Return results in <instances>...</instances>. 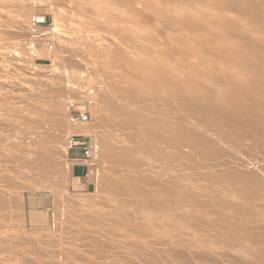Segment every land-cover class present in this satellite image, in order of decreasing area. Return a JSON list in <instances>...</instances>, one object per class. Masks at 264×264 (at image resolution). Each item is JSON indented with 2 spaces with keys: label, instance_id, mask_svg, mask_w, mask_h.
Wrapping results in <instances>:
<instances>
[{
  "label": "rangeland",
  "instance_id": "obj_1",
  "mask_svg": "<svg viewBox=\"0 0 264 264\" xmlns=\"http://www.w3.org/2000/svg\"><path fill=\"white\" fill-rule=\"evenodd\" d=\"M62 1L63 0H0V264H71V263H76V260H79V259H81L82 261L79 260L77 262L81 261L80 263L82 264H101V263L102 264H116V263L117 264H149V263L155 264L156 260H157L156 264H161L160 263L161 261H162V264H233L236 262L234 260H238V262L235 264H253V262L256 260L258 264H263L264 263L263 262L264 261V251H263L264 249H261V248H264V236H263L264 235V229H263L264 228V218H262L263 219L262 220L260 219L261 217H256V215L258 214L257 212L259 211V207H261L262 204L264 205L263 203L264 195L260 196L261 194H264L262 193L264 192L263 191L264 190V187H263L264 186V162H263L264 159H262L264 158V154H263L264 149H256L257 150L256 151L255 148L253 149L252 143L249 144L250 143L249 141L248 143L247 142L244 143L242 146L239 143L238 145L235 142L227 141L223 137L218 136V135H208L216 143V146L225 152V156L219 159H216L212 162V159L209 157L201 158L202 157L200 153L201 149L198 148V146L195 144L193 146L192 144L193 142L191 143L190 140L187 139L186 141V138L185 139L179 138L177 136L178 132H176V138L178 139H175L174 138L175 135H173V139L176 140L175 142L171 138V135H169L170 138L162 137L161 144L159 143L157 145V143H154L156 145L153 146V150L150 148L151 146L149 147L146 145L136 150L135 151L136 153H133V155L129 157L131 160L132 159L133 160L131 161L128 159L129 163L126 164V162L128 161L125 162L124 159L122 161L120 157L115 156V154L113 153L115 149H118L119 148L118 146H120L118 142H115L116 140L115 137L118 138V136L121 137V135L122 137H124L126 136L125 132L123 133L121 130L119 133L121 134L122 132V134L120 135L119 133H116L117 131L116 132H114V130L112 131V128L108 126L106 127V124L103 121L104 115L113 114L114 116L115 115L117 116L116 113H118V116H121L120 114L121 111H119L120 113L116 111L118 109L121 110V108L126 107L125 109L127 111H129L130 109H135L137 112V113L135 112L136 116H138L139 113L142 114L140 119L137 120L136 125L134 127L135 130L137 129L136 131L139 135L142 134L145 136L147 132H150L151 130H154L157 127L162 126V125L163 126L167 125L169 127H173L178 130L179 129L180 130L193 129V130L199 131L200 133L205 134L206 133L205 129L200 124L193 123V121L187 118L186 117L187 115H185L184 113H179L176 111L169 113L165 111H158V110L152 109L151 107H149V105H151V101L150 99L146 97H148L151 93L156 94V92H154L155 90L157 91L156 85H158L159 83L160 84L162 83V79L160 77L162 74L160 70L171 72L172 75H170L169 77L170 79H172L171 82H174L173 80H179V81L184 80L183 82H187V81H190L191 78L194 79L195 77H198L199 75H200L199 77L203 76V78H208V77L211 78V75H208V73H210L211 71L214 72L216 68L222 69L221 71H223V74H228V76L232 73L233 70L237 69L236 73L239 72V74L237 73V75L241 76V78L249 79L250 78L249 75L251 74L250 67L248 66L246 62L245 63L240 62L239 59H235L231 62H228V61L225 62L227 64L226 65L223 61H226L225 58L227 57L223 56V53L221 56L220 51L218 52L217 50L221 49L222 47H223L222 49H224L225 46H228L229 44L228 46L229 49H231V47L235 45L234 48H232L231 50L236 51V53L238 51L239 55L245 52L244 44L242 43V41H240L238 32L240 31L241 27H243V29L252 28V26L255 25V23L259 25L260 23H258L257 21L256 22L254 21L255 18H256L255 20L261 19L262 22L264 21V17L262 18L259 16L258 18V16L257 15L255 16V13H254L257 8V7L254 8V4L256 3V1L258 2V0H254L255 3L253 0H252L253 2L249 1L250 3L247 0H244V2H241L239 6L235 7V10L239 8L237 9V12L233 10L234 6L233 7L230 6L232 8L229 7L230 0H224V2H226L225 3L226 5L229 2L227 6L224 5V2L221 5H219V3L223 0H219L220 2L218 0H211V2L210 0H205L204 1L205 3L203 2V0L202 1L198 0L199 3L197 0H192V1L184 0L185 2L183 0L181 1L179 0L177 1L176 0H67L66 1L64 0L63 2ZM65 1L66 3H68V5H72V6L70 7L65 6L66 5ZM214 1L216 2L218 1V3H215ZM59 2L63 4L61 3L59 4ZM172 2L176 3L178 6ZM180 2H184L186 4L181 3L182 4L181 5ZM201 2L203 4H201ZM206 2H209L208 3L209 5ZM242 3L243 5L244 4L245 5L243 6ZM214 4H218V5L213 6ZM198 5L202 6L203 8L199 7ZM248 5H249V8H248ZM74 6L78 8L77 9L78 11L76 10ZM220 6L222 7L220 8ZM241 6L243 8L245 7L246 9L245 8L242 9ZM250 6L252 9H250ZM62 7H64L67 10H65ZM211 7H216V10H217L216 12H219V13H216L215 8L213 10ZM70 8L72 10H70ZM206 8L208 9L211 8V10L209 9L208 11V9ZM197 10H200V12ZM249 10L250 12L248 13ZM252 10L254 12H252ZM171 11H174V12L172 13ZM220 11H222L223 13L225 12V13L223 14L221 12V15H220ZM58 12L60 13L61 17L59 16V14L57 15ZM204 12L206 16L203 14ZM207 12H211L212 14L207 13ZM241 12L248 13V15H245L244 13L240 14ZM54 13L58 17L55 16ZM89 13L91 14V16ZM33 14H44L50 17L54 21L57 27L58 33L53 38L58 43L55 42V46L52 51H48L45 48L44 43L42 41L43 38L41 36H38V37L33 36L29 31H27L29 30L28 20L30 16ZM92 14L94 15V17L98 15L100 19H98L97 17L96 18L92 17L93 16ZM107 14L109 16H106ZM195 14L198 15L197 19H196ZM237 14H239L240 18L238 17ZM63 15L65 18L69 17L70 19L69 18H68L69 20L64 19ZM224 15H227V16H225V18H222V16L224 17ZM175 16L177 18L181 16L182 18L180 17L177 20ZM202 16L204 19L202 18ZM228 16H229V19H228ZM253 16L255 17L254 19H253ZM62 17L64 20L62 19ZM183 17L186 18V21L187 20L188 21L187 22L184 21ZM205 17H208V19L209 18L212 19V20H209V24L205 23V26L207 28L203 26L204 22L202 23L199 22L203 20L207 21L208 19H206ZM162 18H163V21L165 20L166 21L159 22V20L161 21ZM221 18L222 20L223 19L225 20L222 21ZM245 18L249 20L252 19L251 23H249L250 22L249 20L246 21ZM243 19L245 20L246 23L242 21ZM71 20H73V22L75 23H73ZM231 20H234V22ZM221 21L222 22L226 21V22H224V25H223ZM227 21L228 22L231 21L235 25L240 23L241 26L240 24H238L235 27V25L233 26L232 23L228 24ZM192 22L197 23V24H194ZM84 23L85 25H87V27H85ZM162 24H164V26ZM214 25L216 26V28L215 27L213 28ZM229 25L231 26L230 28H228ZM187 26L189 28H187ZM262 26H263L262 29L264 30L263 23H262ZM94 27L96 29H93ZM232 27L235 29H233ZM205 28H206V31H205ZM91 29L93 30V32ZM187 29L189 30L187 31ZM237 29L239 30L238 32H236ZM17 30L19 32H17ZM232 30H233V34L231 35L230 32ZM214 31H216V34ZM218 31L219 33L217 35ZM213 32H214V36H218L219 41L213 36ZM221 32L222 34H220ZM228 32L230 35H227ZM257 34L261 35L262 38L264 37V34H260V33H257ZM212 38L216 39V43H218L217 45H219V47L216 45V43L213 42L215 40H213ZM220 38L223 42L220 40ZM226 39L228 40L227 45L225 44L227 42ZM233 39L234 40L236 39L235 43ZM237 39H239V42ZM38 40L39 42L42 41L41 45L39 44V46H37L35 43V42H38ZM220 41L222 43H220ZM229 41H231L232 43H229ZM85 44L86 46L82 47V45H85ZM63 45L66 47H64ZM95 46L98 47V49ZM235 47L236 48L239 47L238 50L235 49ZM86 49H87V52L84 51ZM239 49L241 50L239 51ZM80 50H81V53H80ZM96 50L99 52H97ZM103 50H105V52ZM62 51H63V54H62ZM95 51H96V55H95ZM65 52H66V55L64 54ZM103 53L104 54L106 53V54L104 55ZM107 53L110 55H108ZM126 53H128V55H126ZM132 53L134 54L133 56H132ZM71 55L73 56L71 57ZM111 55L113 59L115 60L112 59ZM82 56H83V59H82ZM99 56H101L100 59H99ZM134 56L139 59L134 58ZM147 56L151 58V61L150 59H148ZM96 57L97 59L94 60ZM117 57L122 62L124 60V63L119 62L117 60L118 59ZM109 58L111 59V61ZM91 59L93 60L89 61ZM134 60H137V62ZM148 60L151 62V64ZM115 61H117V64ZM133 61L134 63L136 62L135 64L138 67L137 66L134 67V63L132 64ZM166 62H168V65ZM126 63H129L130 68L125 67L124 69L123 65ZM158 63L160 65L159 67H157ZM155 64L157 66H155ZM139 65H140V69L142 72L138 69ZM222 65L223 67H221ZM168 66L170 68L172 67L171 69L174 70V72L172 70L170 71ZM224 66L227 68H225ZM104 67H105V70H102L104 69ZM112 67L113 68L117 67V68L112 69ZM144 67H146V70L144 69ZM191 67L195 69L193 70ZM147 68H150L148 69L149 72L147 71ZM158 68L159 70H157ZM199 68H201V70ZM224 68L225 70L227 69L226 73L224 72L225 71ZM131 69H132V72H131V75H129L130 74L129 70ZM186 69L189 72H187ZM207 69L209 70L207 71ZM228 69L230 71H228ZM134 70H136L135 73H134ZM137 70H139L140 72H137ZM154 70L156 74L159 71L157 74L158 76L161 74L159 76V83L157 81L158 76H155L156 74ZM143 72L145 73V76L143 75L144 74ZM146 72H148V74ZM132 73L134 76L132 75ZM149 73H152L151 76L149 75ZM202 73H204L205 76L206 75L207 76L204 77V74ZM173 74H176V75H174L173 77ZM191 74H195V75H191ZM131 76L135 77V79L132 78ZM147 76H150V77L147 78ZM152 76H154L157 79L154 80L155 78L153 79ZM228 76L224 75L225 78H227ZM117 77H119L120 80L117 79ZM108 78L112 80V83L120 82L119 84L121 85H125V86L129 85L131 87L136 86L135 88L137 89L140 88V90H142L140 91L142 92V96L141 97L136 96L135 98H133V97L124 95L123 93L122 94L115 93L113 88H111L110 86L111 81ZM136 78L138 81L136 80ZM127 79L129 81H127ZM132 79H134L135 81L133 80L132 82ZM124 80H126V82ZM105 83L107 86L106 85L103 86ZM135 83L137 85L139 84L140 85L137 86ZM243 83H246V82H243ZM149 86L151 87L153 91L148 89L150 88ZM145 87L146 89H144ZM109 92L110 94L113 92L115 95H113V93L110 95ZM145 92L147 94H145ZM106 93L107 95L111 96L112 101L114 100L112 104H108V102L106 101ZM92 99H94V101ZM101 99H104V100H101ZM127 100L130 101L129 102L130 104L128 107L126 106V103H128ZM70 102H74L73 103L74 108L84 109L89 115V122H87L88 124L85 123V124H81V126L79 125L77 126L79 127L89 126L88 128H90V126H92L91 124L94 122L95 124L93 123V126L103 125L104 129L107 128L106 130L104 129L100 130L101 127L99 126V130L98 129L96 130L95 128H97V126H95V128L92 126L94 129L92 128L91 131L93 132L94 135L92 134L91 136V135L85 134L87 140L89 141L90 146L92 147L93 155L90 158V160H88L89 168H90L89 176H88V179L90 181V188L84 191L74 190L70 186V179H71L70 164L71 162L69 160L70 150L68 149V144H69L68 137L70 135L67 133L68 132L67 130H69L68 129L69 126L72 127V125L67 122L68 121L67 113H68ZM98 105L100 108L98 107ZM50 106L53 108L55 107L56 111L57 110L61 111L59 113L60 118L62 119L60 123L61 126L59 127L61 131L59 130V132L53 130L55 129L53 124H51V119L53 116L52 115L53 108H51ZM108 108L110 111L108 110ZM93 109H97V110L95 111ZM98 109H101L100 110L101 112H99ZM102 111H104V113ZM114 116L113 118H116ZM100 119L101 121H99ZM116 119H119V117ZM102 122L105 124V126ZM109 128L112 132L111 131L109 132ZM51 130H52V133H51ZM99 131L100 132L104 131L103 132L104 134L100 133ZM113 132L116 134H114ZM95 133H97V135ZM53 134L55 135L60 134V135H58L57 137H54L55 135L53 136ZM108 134L110 136H108ZM104 135H106L105 137L107 136L108 138L110 137V139L112 138L115 139L114 141L108 139L110 140L111 145L109 144L107 145V143H110V142H108L106 138L103 137ZM122 137H121V140L123 139ZM114 143L116 145L118 143V146L116 145L114 146ZM249 145L251 148L249 147ZM105 146H107L106 150L104 149ZM160 147L161 149L164 147H165L164 148L165 150L168 149L167 151L171 152L172 156L174 155L176 156V154H178L177 160L176 161L170 160L169 161L170 163L168 162V164L166 165L165 162L162 161L163 158L156 156L154 153H153L154 156L153 155L148 156V154L150 153L148 152L149 150H152L153 152L154 149L160 150ZM245 147L247 148L249 147V149ZM191 148L193 152L191 151ZM140 149L141 151H139ZM245 149H247V151ZM253 150L254 152L251 153V151ZM259 150L261 151L263 150L262 153L261 151L259 152ZM181 152L182 154L180 155ZM196 152L200 154H195ZM191 153H194L195 155H197V158H196V156L192 154L196 158V159L194 158L193 160L194 161L198 160L197 161L198 164L193 166L192 170H189L188 169L189 167H187L186 158L183 157L185 159L183 158L180 159V157L187 155V154L191 156ZM249 153H251V155ZM260 154L263 157H261ZM143 155L145 158L143 159L144 161L142 160ZM106 156H108L109 158L112 156L113 158L111 157V159H108V157ZM105 157L106 159H104ZM148 158L149 160L150 159L151 160L148 161ZM107 159L110 161L112 159L114 160L111 161L112 163H110V161H108ZM199 159L202 164L204 162L206 164L202 166V164L199 163ZM204 159H207V160H204ZM152 160L153 161L155 160V162H152ZM159 160L162 162H160ZM178 160L181 161V163H183L184 165L181 166V163H179ZM234 161L238 164H235ZM239 161L241 162V165H239L240 164ZM123 162L126 165H124ZM136 162L137 164L139 163L140 164L136 165ZM149 162L152 163L151 166L154 163L156 167L152 166L153 168H151V166H149L150 164ZM209 162H211L210 167L208 166ZM225 162L227 163V165H229L228 168ZM101 163L102 165L103 164L104 165L102 166ZM117 163L121 165H118ZM134 163H135V166H134ZM158 163L162 165L159 167ZM114 164H117V165H114ZM175 164L176 166H173ZM98 165H101L102 167H107V168L106 170H104L105 168H102ZM107 165H110V167ZM111 165H114L116 169L120 167V169H117V170L122 171V173L114 170V168ZM164 165L167 169L165 168V171L163 172ZM224 165L225 167H223ZM234 165L236 166L239 165V168ZM122 166H124L123 169H122ZM127 166L128 168L129 167L131 168L128 169ZM136 166L137 167L139 166V167L137 168ZM162 166H163V170H162ZM172 166L175 168H173ZM204 166H206L205 167L206 169L203 168ZM233 166L236 167V169ZM97 167H100L101 169L98 168L99 169L98 170ZM134 167L136 168L132 169ZM154 167L158 170H156ZM196 167L199 169L200 168L202 169H200L199 171V169H197ZM159 168H161V171ZM176 168L178 169L179 173L181 172L180 174L183 177L180 174H176V171H177ZM184 169H186L188 173ZM204 169L207 170L208 172H206ZM123 170L127 174H125ZM128 170H130V172ZM168 170L169 171L171 170L172 172H169ZM225 170H230L229 172H232V173H237V171H240V173L239 172L237 173L238 175L243 176V174L246 173L245 175L248 176L249 179H245L247 181H244L242 179L240 181L235 180L234 182H232L233 185H235L233 186L231 184V187H233L232 190L230 187L226 186L229 188V192H226L228 191V188H225L224 190L225 194L223 193L222 197L224 195L225 196L226 195L231 196L233 194L239 195V196L234 195L235 197L238 198L235 201L236 202L242 201L243 203L247 201L246 203L244 204L242 203V204L243 205L247 204L246 207H249V209L245 210L246 212L245 214L247 216L251 214L250 215L251 218L249 216L247 217L246 215H242V217H240L241 215L239 214L235 215L236 212L232 213V215L228 212V214L226 215V211L222 208H218L219 210L218 211L217 207L213 203L214 199L212 198V197L215 198V192L213 190L214 188H212V186L206 185V189L208 188V190H210L209 192L208 190H205L204 188L201 187V186H204L206 182L204 183L203 179L199 180L198 177L201 178L207 175H213L214 177H220L224 173H229ZM154 172H155V175H154ZM209 172L211 173L209 174ZM99 173L100 174L106 173L105 175L107 177L104 175L102 176ZM116 173H119L120 176L116 175ZM165 173L167 175H165ZM189 173L191 174V176H193V174L194 176L196 175L194 178L195 179L194 181L193 180L187 181L189 179L187 176H190ZM199 173L202 174V176ZM254 173L258 176L256 177ZM203 174H206V175H203ZM115 175L118 178L114 177ZM177 175L181 177L177 178L178 177ZM155 176H156V179L154 178ZM157 176H159V178L163 177L162 178L163 181H161L162 179H159ZM166 176L167 177L169 176V177L167 178ZM249 176L251 177V179ZM122 178L123 179L125 178V181H121L123 180ZM181 178H184V179H181ZM115 180L118 182H116ZM165 180L167 181L169 180V181L167 182ZM197 181L199 182V185ZM201 181L203 182V184L200 186ZM112 182L115 184H113ZM155 182H157V184L161 188L157 186V184L155 186ZM165 182H166V185H165ZM240 182L241 184L239 185ZM125 183H126V186L124 185ZM162 183H163V186L165 185L163 188L161 185ZM176 183H178L179 185L178 184L176 185ZM102 184H105V186H103ZM116 184L119 188L116 186ZM137 184L138 185L140 184L139 187ZM194 184L197 186H195ZM229 184L230 183H227V185ZM186 185L189 186L190 189ZM248 185L249 187H253V189L254 188L256 189L255 190L256 192H253L254 194L252 193L246 194L245 190L249 188ZM255 185L258 186V188L260 186V188L258 189ZM130 186H132V188ZM135 186H137V190ZM173 186H176L177 188ZM181 186L184 188H182ZM192 188L195 190H193ZM99 189H101L102 191ZM127 189L128 191L126 192ZM140 189H142L141 192L143 193L140 192ZM184 189L186 190L189 189V191H191L192 193L189 192L188 190L186 192V190ZM196 189L199 191H197ZM120 190L122 192H118ZM123 190L125 191V194ZM130 190L131 191L133 190L134 192L136 191L137 193L130 192L131 196H129ZM156 190L158 191L161 190L163 194H161L160 192ZM170 190L172 191L170 192ZM178 190L179 191L181 190V191L177 192ZM211 191L213 192L211 193ZM169 192L172 193V195ZM176 192L179 194L174 195L176 194ZM196 192H198L199 194L198 193L196 194ZM102 193L104 195H102ZM147 193H150V194H147ZM159 194L163 196V199H161L162 197H160ZM101 195L103 196L102 198L100 197ZM114 195H117V196H114ZM147 195H150L151 197ZM257 195L260 196L259 198L263 197L262 198L263 200L261 201L256 200V197L258 198ZM119 196H121V198ZM200 196H203L204 198ZM98 197L101 198V201L103 198L105 199V201H103V203L105 202L104 203L105 205H103L102 202H99L100 198ZM244 197H246L245 200H244ZM32 198H38L35 205L39 208V210L44 209V212L47 218L43 222L33 221L29 217V213L27 209H28V206L30 205L29 200ZM106 198L109 200V201L107 200L108 202L113 203L112 204L113 206L115 205L114 209H113V206L110 205V203L108 205ZM150 198H152L153 201ZM110 199L114 201L116 200L115 202L117 203L115 204L114 201H111ZM201 199L203 200L201 201ZM252 199H253V202H252ZM92 200L93 202L95 200L94 202L95 204L92 202ZM117 200H119L120 203ZM154 200L158 201L157 205L153 204L157 209L159 208L157 211L155 210L156 209L155 207L153 209L150 208ZM224 200L226 199H223L222 201ZM124 201L125 203H123ZM150 201H152L151 205H149ZM175 201L177 202L179 201L178 204L182 207L176 206L178 204ZM121 202L123 203L122 204L123 208H122ZM174 202L176 203V205H174ZM199 202H202V203H199ZM203 202L204 203L207 202L208 204L207 203L204 204ZM159 203H161V206ZM251 203L252 204L254 203V204L252 205ZM98 204H100L101 206H98ZM118 204H119V209H123L121 211L124 216H122L121 215L122 213L119 212L120 210L117 209ZM125 204L128 207L129 214L127 213L126 210L124 211L126 207ZM102 205L104 207L105 206L107 207L106 210L101 208ZM163 205H165V207ZM209 205L211 208H209ZM198 206H200V209ZM99 207L102 209V211L101 209L99 210ZM115 207L119 213L118 215L122 218V220L120 217H117V214H114V212L116 211ZM172 207L173 208L177 207V209H174L175 212L173 211ZM178 207L180 208L181 211L179 210ZM202 207H204V209ZM86 208L89 211L91 209L93 210L95 209L94 213H91L93 212L92 210L89 212L88 210H86ZM109 208L110 210H108ZM97 209L100 213L96 212ZM142 209H143V213L141 212ZM220 209L223 211H221ZM256 209H258V211ZM149 210H155L156 212L151 211L153 214L151 212H147L150 215H147L146 212L144 213V211H149ZM106 211H109V212H106ZM202 211H205V213H203ZM137 212H139V214ZM140 212L143 215L144 214L145 215L144 216L141 215ZM210 212L213 214H216L215 216L217 215L219 216V213H220V217L217 216V218L215 217L213 218L214 215L211 216ZM130 214L132 217L130 216ZM109 215H112V216L110 217ZM139 215H141V217L143 216L142 217L143 220L145 219L146 222L148 221V224L150 223L149 224L150 227L147 226L148 224L146 222L144 223L145 220L142 222L140 221L142 218L140 220L136 219L137 217L138 218L140 217ZM90 216L91 218L89 220ZM230 216L232 217L230 218ZM128 218L130 220H128ZM132 218L134 219V221ZM211 218H213V220L216 219V222L215 221L213 222L212 220L211 222H213V224L212 223L209 224L210 221L208 220H211ZM226 218H229L227 219V221L229 220L228 222H225ZM236 218L237 220L239 218L238 222L236 221ZM135 219L137 220V222ZM164 219L167 220L166 221L167 223H165ZM131 220L133 221L132 222L133 225L132 223H130ZM119 221H122V223ZM126 221H128V223ZM203 221L205 223L207 222L206 225L208 224L210 225V226L208 225L209 228L205 225ZM221 221H223L225 224ZM242 221L244 224L242 223ZM171 222H174V223H171ZM126 223L128 224V226ZM117 224H120V225H117ZM190 225H192V227ZM130 226L133 228H131ZM159 226H161V228ZM204 226L206 228H202ZM147 227L150 229H147L146 235L148 236L147 237L145 236L146 238L144 239L145 231L143 230H146ZM171 227L172 228L174 227V229H172ZM151 228L153 229V231ZM170 228L172 230H170ZM256 228L260 229L261 231L260 230L258 231ZM134 229L136 230L138 229V231H135ZM120 230L122 231L120 232ZM156 230L158 234L156 233ZM165 230L167 231L166 233H164ZM175 230L178 231V233L175 232ZM193 230L194 232H192ZM205 230L207 232L209 231L208 232L209 234L205 233ZM171 231L174 232V234H172ZM142 232H144V234ZM153 232L156 234H153ZM163 233L165 234V238L166 236L167 238L166 239L163 238L161 240V238L164 237L162 236L164 235ZM197 233L198 234L201 233V234L197 236ZM158 235H160L161 237H158ZM172 235H174V237L173 238L171 237V240L173 241V242L171 241L172 242L171 243L170 241H167V240L170 239V236ZM210 237H211L210 241H207L209 240ZM245 237H248V238L246 239ZM163 240L165 243L163 242ZM201 240L202 242H200ZM248 242H251L252 244ZM199 243H201L202 245ZM103 245L106 247H104ZM203 245L205 247L208 246V248L206 247L207 248L206 249L205 247H203ZM256 246L258 247L257 248L258 251L255 248ZM138 247H140L141 249H139ZM70 248H71V251H70ZM97 248H98V251H96ZM172 248H174L175 251ZM99 250H102V251H99ZM104 250L105 251L107 250V251L105 252ZM243 250L245 251V253ZM247 251L249 252V254H247L248 253ZM240 252H241V255L239 254ZM147 253H149V255ZM150 253L151 254L155 253L156 255L152 256ZM178 253L181 255H178ZM75 254H77V256ZM101 255H103L104 257H102ZM175 255H178V256L176 257ZM245 255L248 257H245ZM259 255L261 258H259ZM70 256L71 258H69ZM179 256H181L182 258L181 257L178 258ZM230 257L232 259H230ZM246 258L248 259L245 262ZM252 259L253 260L255 259V260L252 261ZM68 261H72V262H68ZM229 262H233V263H229ZM256 262H254V264H257Z\"/></svg>",
  "mask_w": 264,
  "mask_h": 264
},
{
  "label": "bare ground",
  "instance_id": "obj_2",
  "mask_svg": "<svg viewBox=\"0 0 264 264\" xmlns=\"http://www.w3.org/2000/svg\"><path fill=\"white\" fill-rule=\"evenodd\" d=\"M64 1V0H63ZM62 1V2H63ZM67 1V0H66ZM66 1H65V3H66ZM177 1V0H176ZM179 1H181V0H179ZM184 1V0H183ZM192 1V0H191ZM198 1V0H197ZM202 1V0H201ZM205 0H203V2H204ZM219 1V0H218ZM218 1L216 2V1H214L215 3H218ZM248 2L250 1V2H253L252 0H247ZM185 2V1H184ZM184 2H180V4L181 3H184ZM210 2H211V0H210ZM220 2V1H219ZM224 2V0L223 1H221L220 3H219V5H221L222 3ZM230 2V3H229ZM228 3H229V7L230 6H234L233 8V10H235V7H237V6H239L240 4H241V2H244V0H230ZM249 2V3H250ZM61 2H59V4H60ZM65 3H64V5H65ZM73 3H75V2H73ZM77 3V2H76ZM172 3H174V2H172ZM177 3H179V2H177ZM198 3H199V1H198ZM205 3V2H204ZM207 4L209 3V2H206ZM213 3V2H212ZM212 3H210V4H212ZM226 2H224V5H226L225 4ZM228 3H227V5H228ZM248 3V4H249ZM254 3H255V1H254ZM256 3H257V5H256ZM256 3L254 4V8H256V10H255V12L252 10V12H254L255 13V16L257 15L258 16V18H259V16L260 17H264V1L263 0H258V2L256 1ZM61 4H63V3H61ZM72 4V3H71ZM174 4H176V3H174ZM179 4V5H180ZM184 4H186V3H184ZM183 4V5H184ZM189 4H191V3H189ZM201 4H203L202 2H201ZM200 4V5H201ZM206 4V5H207ZM253 4V3H252ZM19 5V4H18ZM177 5V4H176ZM182 5V4H181ZM205 5V4H204ZM209 5V4H208ZM215 5H218V4H214L213 6H215ZM226 5V6H227ZM242 5H243V3H242ZM245 5V4H244ZM243 5V6H244ZM256 5V6H255ZM60 6H62V5H60ZM65 6H67V7H70V6H72V5H68V3H66V5ZM64 6V7H65ZM178 6V5H177ZM190 6V5H189ZM188 6V7H189ZM199 6V5H198ZM211 6V5H210ZM209 6V7H210ZM246 6H247V4H246ZM20 7V6H19ZM29 7V6H28ZM59 7V6H58ZM57 7V8H58ZM64 7H62V8H64ZM75 7V6H74ZM80 7V6H79ZM182 7V6H181ZM186 7H187V5H186ZM185 7V8H186ZM199 7H202V6H199ZM198 7V8H199ZM208 7V6H207ZM217 7H219V6H217ZM222 6H220V8H221ZM224 7V6H223ZM232 7H230V8H232ZM242 7V6H241ZM240 7V8H241ZM27 8V7H26ZM61 8V9H62ZM72 8V7H71ZM70 8V10H72ZM76 8V7H75ZM185 8H183V9H185ZM203 8V7H202ZM213 10H214V8H215V12L217 11L216 10V7H211ZM211 8H209L210 10H211ZM245 8V7H244ZM243 7H242V9H244ZM248 8H249V5H248ZM13 9V8H12ZM56 9V8H55ZM60 9V8H59ZM65 9V8H64ZM78 8H76V10H77ZM91 9V8H90ZM206 9H208V8H206ZM209 9H208V11H209ZM219 9V8H218ZM224 9V8H223ZM223 9H221V10H223ZM237 9H239V8H237ZM237 9L235 10L236 12H237ZM241 9V10H242ZM246 9V8H245ZM250 9H252L251 8V6H250ZM65 10H67V9H65ZM75 10V9H74ZM187 10V9H186ZM203 10V9H202ZM240 10V11H241ZM27 11V10H26ZM78 11V10H77ZM76 11V12H77ZM86 11H87V9H86ZM197 11H199L200 12V10H197ZM245 11H247V10H245ZM20 12V11H19ZM53 12H55V11H53ZM62 12H63V10H62ZM75 12V13H76ZM81 12V11H80ZM172 13L174 12V11H171ZM177 12V11H176ZM186 12V11H185ZM196 12V11H195ZM194 12V13H195ZM212 12V11H211ZM211 12H207V13H211ZM214 12V11H213ZM221 12L222 11H220V15H221ZM250 12V10L248 11V13ZM83 13V12H82ZM95 13V12H94ZM187 13V12H186ZM216 13H219V12H216ZM223 13V12H222ZM225 13V12H224ZM223 13V14H224ZM242 13H244V12H241L240 14H242ZM248 13H244L245 15H248ZM55 14V13H54ZM59 14V16H60V13L58 12L57 13V15ZM64 14V13H63ZM88 14V13H87ZM90 14V13H89ZM100 14V13H99ZM103 14V13H102ZM101 14V15H102ZM181 14V13H180ZM202 14V13H201ZM204 15H205V12L203 13ZM212 14V13H211ZM210 14V15H211ZM243 14V15H244ZM253 14V13H252ZM56 14H55V16H57ZM80 15H81V13H80ZM93 15V14H92ZM166 15V14H165ZM164 15V16H165ZM173 15V14H172ZM193 15V14H192ZM196 15V14H195ZM238 15V17H239V14H237ZM242 15V16H243ZM17 16V15H16ZM54 16V17H55ZM69 16V15H68ZM88 16V15H87ZM90 16H91V14H90ZM89 16V17H90ZM106 16H109L108 14L106 15ZM188 16V15H187ZM199 16H201V15H199ZM206 16V15H205ZM225 16H227V15H224V17L222 16V18H225ZM230 16V15H229ZM229 16H228V19H229ZM250 16H252V15H250ZM14 17H15V15H14ZM58 17V16H57ZM61 17V16H60ZM63 17H64V15H63ZM63 17H62V19H63ZM92 17H94V15L92 16ZM98 18V19H100L99 17H98V15L97 16H95L94 18ZM162 17V16H161ZM176 17V16H175ZM175 17H174V19H175ZM181 16H179L178 18L176 17V19L178 20L179 18H180ZM191 17V16H190ZM197 17H198V15H196V19H197ZM209 17V16H208ZM208 17H205L206 19H208ZM212 17V16H211ZM69 18V17H68ZM68 18H65L64 17V19H68ZM111 18V17H110ZM182 18V17H181ZM184 18V17H183ZM202 18H203V16H202ZM219 18V17H218ZM222 18H221V20H222ZM240 18V17H239ZM242 18V17H241ZM246 18H247V16H246ZM245 18V20L247 21V20H249V19H246ZM250 18H252V17H250ZM255 17L253 16V19H254ZM63 19V20H64ZM70 19V18H69ZM68 19V20H69ZM90 19V18H89ZM93 19V18H92ZM160 19V18H159ZM166 19H167V17H166ZM204 19V18H203ZM226 19H227V17H226ZM235 19V18H234ZM256 19V18H255ZM254 19V21L256 22H258V23H260L259 25H257V23H255V25H253V23H254V21H253V23H252V28H244L243 29V27H241L242 28V30H241V28H240V31L237 29V31L236 32H238V35H239V38H240V41H242V43L244 44V48H245V52L244 53H242V54H240L239 55V53H238V51H237V53H236V51H233V50H231L232 48H234V46H232L231 47V49H229L228 48V46H229V44H228V46H225V48L224 49H222L223 47V45L221 46L222 48L221 49H219V50H217L218 52L220 51V54H221V56H222V53H223V56H226L227 58H225V60L226 61H223L224 63L225 62H231V61H233V60H235V59H239L240 60V62H246L247 64H248V66L250 67V73L252 74H250L249 76H250V78L249 79H245V78H241V76H239V75H237V73L239 74V72H237L236 73V70H233L232 71V73L228 76V74H223V71H221L222 69H215L214 70V72H210V73H208V75H211V78H203V76L202 77H193L194 79H192L191 78V80L190 81H187V82H183L182 80L181 81H179V80H173L174 82H171V80L172 79H170L169 77H170V75H172L171 74V72H166V71H162V70H160V72H161V79H162V83L160 84L159 83V76L157 75L158 74V72H157V74H156V72H155V70H154V72H155V76H158V85H156L157 86V91L155 90L154 92H156V94L155 93H151L148 97H146V98H148V99H150V101H151V105H149V107H151L152 109H155V110H158V111H165V112H169V113H172V112H179V113H184L185 115H187L186 117L187 118H189L191 121H193V123H198V124H200L204 129H205V131H206V133L204 134V133H200L199 131H196V130H193V129H188V130H178V129H176V128H173V127H169V126H167V125H162V126H159V127H157L156 129H154V130H151L150 132H147L146 133V135L144 136V135H142V134H138L137 133V129L135 130L134 129V127H135V125H136V122H137V120H139L140 119V117H141V115L142 114H140L139 113V115L138 116H136V110L135 109H128L129 111H127L125 108H121V110L120 109H118L116 112H119V111H121V116H118V113H116L117 114V116L119 117V119H116V118H118L116 115L114 116L113 114V116L114 117H116V118H113V116L112 115H104V117H103V121L105 122V124H106V127L108 126V127H110V128H112V131L114 130V132H116V133H119L121 130H122V132L124 133L125 132V134H126V136H124V137H122V132H121V137L123 138L122 140H121V137L120 136H118V138H116L115 137V139H113L112 137L113 136H115V135H113L111 138L112 139H110V137L108 138V136H110L111 135V133H110V135L108 134V136L107 137H105L106 135H104L103 137L104 138H106V140L108 141V142H110V140H112V141H114L115 140V142H118L119 144H120V146H118V143H117V145L114 143V146L116 145V146H118L119 148L118 149H115V151L113 152L114 154H115V156H117V157H120L121 159H122V161H123V159L125 160V162L126 161H128V162H126V164L127 163H129V160H131L129 157H131L132 155H133V153H136L135 151L136 150H138L139 148H142V146H151L150 148L153 150V146L154 145H156V144H154V143H157V145L160 143L161 144V140H162V137H166V138H170L169 137V135H171V138L173 139V135H175V139H178V138H176V132H178L177 133V136L179 137V138H182V139H185L186 138V141H187V139L188 140H190L191 141V143L193 144V146H194V144L195 145H197L198 146V148H200L201 149V155H202V157L201 158H205V157H209V158H211L212 159V162L214 161V160H216V159H219V158H221V157H223V156H225V152L223 151V150H221V149H219L217 146H216V143L208 136V135H218V136H221V137H223L225 140H227V141H231V142H235V143H239V144H241L242 146H243V144L244 143H248V141L250 142L249 144H251L252 143V146H253V149L255 148V150L256 149H264V37L262 38V36L261 35H258L257 33H260V34H264V30L262 29V23L264 24V21L262 22L261 21V19H258V20H255ZM14 20V19H13ZM17 20V19H16ZM165 20V19H164ZM193 20V19H192ZM195 20V19H194ZM202 20V19H201ZM209 20H212V19H208L207 21L205 20H203V21H199V20H197V21H199V22H204L203 23V26L204 27H206L205 26V23L206 24H209ZM214 20V19H213ZM223 20H225V19H223ZM222 20V21H223ZM245 20L243 19L242 21H244L245 22ZM252 20V19H251ZM251 20H249L250 22L249 23H251ZM263 20V19H262ZM21 21V20H20ZM19 21V22H20ZM60 21V20H59ZM72 22H73V20H71ZM75 21V20H74ZM91 21V20H90ZM110 21V20H109ZM163 21V18H162V20L160 21L159 20V22H162ZM166 21V20H165ZM165 21H163V22H165ZM181 21H183V20H181ZM181 21H180V23H181ZM184 21H186V18H184ZM188 21V20H187ZM186 21V22H187ZM221 21V22H222ZM231 21H233L234 22V20H231ZM228 22L227 21V23L228 24H231L232 23V25L234 26L235 24H233V22ZM236 21H238V20H236ZM236 21H235V23H236ZM259 21H261V22H259ZM83 22V21H82ZM94 22H96V21H94ZM195 22V21H194ZM194 22H192V23H194ZM224 22H226V21H224ZM224 22H222L223 23V25H224ZM21 23H23V22H21ZM61 23H62V21H61ZM66 23V22H65ZM73 23H75V22H73ZM77 23V22H76ZM92 23V22H91ZM185 23V22H184ZM246 23V22H245ZM15 24V23H14ZM64 24V23H63ZM83 24V23H82ZM81 24V25H82ZM164 24H166V23H164ZM164 24H162L163 26H164ZM187 24V23H186ZM194 24H197V23H194ZM221 24V23H220ZM219 24V25H220ZM238 24H240V23H238ZM237 24V25H238ZM79 25H80V23H79ZM84 25H85V23H84ZM93 25V24H92ZM191 25V24H190ZM190 25H189V27H190ZM218 25V26H219ZM222 25V24H221ZM237 25H235V27L237 26ZM251 25V24H250ZM23 26V25H22ZM21 26V27H22ZM65 26V25H64ZM69 26V25H68ZM83 26V25H82ZM91 26V25H90ZM194 26V25H193ZM208 26V25H207ZM240 26H241V24H240ZM29 27V26H28ZM59 27V26H58ZM66 27V26H65ZM85 27H87V25H85ZM97 27V26H96ZM111 27V26H110ZM109 27V28H110ZM162 27V26H161ZM188 26H187V28H189ZM192 27V26H191ZM195 27V26H194ZM202 27V26H201ZM216 28V26L214 25L213 26V28ZM226 27H228V26H226ZM231 26L229 25V27L228 28H230ZM257 27V28H256ZM69 28V27H68ZM112 28V27H111ZM110 28V29H111ZM207 28V27H206ZM206 28H205V31H206ZM220 28H222V27H220ZM233 28V27H232ZM16 29V28H15ZM85 29V28H84ZM89 29V28H88ZM93 29H96L95 27L93 28ZM224 29V28H223ZM227 29V28H226ZM233 29H235V28H233ZM80 30V29H79ZM86 30V29H85ZM90 30V29H89ZM92 30V29H91ZM189 29H187V31H188ZM214 30H216V29H214ZM225 30V29H224ZM230 30V29H229ZM27 31H29V30H27ZM95 31V30H94ZM97 31V30H96ZM220 31V30H219ZM219 31L217 32V35H218V33H219ZM228 31V30H227ZM226 31V32H227ZM17 32H19L18 30H17ZM17 32H16V34H17ZM26 32V31H25ZM30 32V31H29ZM82 32H83V30H82ZM92 32H93V30H92ZM91 32V33H92ZM112 32V31H111ZM211 32V31H210ZM215 32V34H216V31H214ZM214 32H213V36H214ZM15 34V33H14ZM15 34V35H16ZM81 34V33H80ZM112 34V33H111ZM208 34V33H207ZM220 34H222V32L220 33ZM230 34L232 35L233 34V30L230 32ZM229 34V32H228V34L227 35H230ZM18 35H20V34H18ZM28 35H29V33H28ZM235 35V34H234ZM237 35V36H238ZM31 36V35H30ZM86 36V35H85ZM90 36V35H89ZM15 37H17V36H15ZM38 37V36H37ZM81 37V36H80ZM92 37H93V35H92ZM91 37V38H92ZM217 40H218V36H214ZM222 37V36H221ZM21 38V37H20ZM22 38H23V36H22ZM85 38V37H84ZM209 38V37H208ZM211 38V37H210ZM227 38V37H226ZM233 38V37H232ZM231 38V39H232ZM236 38V37H235ZM238 38V37H237ZM5 39V38H4ZM7 39V38H6ZM13 39V38H12ZM74 39V38H73ZM72 39V40H73ZM213 39V38H212ZM216 39H213V40H215V41H213L214 43H216ZM228 39V38H227ZM226 39V45H227V43H228V40ZM230 39V40H231ZM9 40V39H8ZM82 40V39H81ZM209 40V39H208ZM220 40H221V38H220ZM224 40V39H223ZM234 40V39H233ZM238 40V42H239V39H237ZM3 41V40H2ZM11 41V40H10ZM59 41V40H58ZM88 41V40H87ZM86 41V42H87ZM90 41V40H89ZM111 41H112V39H111ZM211 41V42H212ZM219 41V40H218ZM222 41V40H221ZM220 41V43H222ZM232 41V40H231ZM231 41H229V43H232ZM42 42V41H41ZM41 42H39V40H38V42H35L36 43V45L37 46H39V44L41 45ZM54 42H57V41H55L54 40ZM96 42V41H95ZM236 42V39L234 40V43ZM237 42V43H238ZM16 43V42H15ZM58 43V42H57ZM84 43V42H83ZM83 43H81V44H83ZM94 43V42H93ZM112 43V42H111ZM88 44H89V42H88ZM96 44V43H95ZM218 43H216V45H217ZM239 44H241V43H239ZM74 45V44H73ZM72 45V46H73ZM64 46V45H63ZM69 46V45H68ZM83 46H86V44L85 45H82V47ZM90 46V45H89ZM218 47H219V45H217ZM239 46V45H238ZM64 47H66V46H64ZM76 47V46H75ZM75 47H74V49H75ZM96 47V46H95ZM102 47V46H101ZM88 48V47H87ZM97 49H98V47H96ZM134 48V47H133ZM238 48L239 47H235V49H237L238 50ZM241 48H242V46H241ZM62 49V48H61ZM64 49V48H63ZM78 49V48H77ZM82 49H84V48H82ZM105 49V48H104ZM217 49V48H216ZM116 50V49H115ZM135 50H136V48H135ZM241 49H239V51H240ZM83 51V50H82ZM85 52H87V49L86 50H84ZM92 51V50H91ZM97 51V50H96ZM96 51H95V55H96ZM104 52H105V50H103ZM117 51V50H116ZM93 52V51H92ZM97 52H99V51H97ZM123 52V51H122ZM122 52H120V53H122ZM73 53H75V52H73ZM80 53H81V50H80ZM80 53H79V55H80ZM108 53H110V52H108ZM107 53V54H108ZM119 53V52H118ZM58 54V53H57ZM62 54H63V51H62ZM65 55H66V52L64 53ZM76 54H77V52H76ZM86 54V53H85ZM101 54V53H100ZM104 54V53H103ZM106 54V53H105ZM104 54V55H105ZM123 54H125V53H123ZM69 55H70V53H69ZM81 55H83V54H81ZM99 55V54H98ZM108 55H110V54H108ZM116 55V54H115ZM126 55H128V53H126ZM134 54L132 53V56H133ZM136 55V54H135ZM73 55H71V57H72ZM114 56V55H113ZM117 56V55H116ZM137 56V55H136ZM138 56H140V55H138ZM85 57V56H84ZM88 57V56H87ZM100 57L101 56H99V59H100ZM111 57H112V55H111ZM148 57V59H150V61H151V58L149 57V56H147ZM118 58V57H117ZM134 58H137V57H135L134 56ZM224 58V57H223ZM82 59H83V56H82ZM97 59V57L94 59V60H96ZM110 59V58H109ZM112 59H113V57H112ZM132 59V58H131ZM137 59H139V58H137ZM153 59V58H152ZM85 60H86V58H85ZM93 59H91V60H89V61H92ZM113 60H115V59H113ZM112 60V61H113ZM119 62H121V63H124V60H123V62L122 61H120L119 60V58L117 59ZM147 60V59H146ZM238 60V61H239ZM110 61H111V59H110ZM134 61H136L137 62V60H134ZM134 61L132 62V64L134 63ZM149 61V60H148ZM149 61V62H150ZM166 61V60H165ZM114 62V61H113ZM116 62V64H117V61H115ZM135 62V63H136ZM236 62V61H235ZM95 63H96V61H95ZM94 63V64H95ZM99 63H101V62H99ZM130 63V62H129ZM129 63H126V64H124L123 66H124V69H125V67H129L130 68V65H129ZM134 63V67L135 66H137L136 64ZM167 63V65H168V62H166ZM108 64V63H107ZM106 64V65H107ZM114 64V63H113ZM112 64V65H113ZM131 64V63H130ZM131 64V65H132ZM140 64V63H139ZM150 64H151V62H150ZM161 64V63H160ZM226 64V63H225ZM239 64V63H238ZM98 65V64H97ZM105 65V66H106ZM110 65V64H109ZM111 65V66H112ZM224 65V64H223ZM223 65L221 66V67H223ZM227 65V64H226ZM230 65V64H229ZM234 65V64H233ZM101 66V65H100ZM119 66V65H118ZM122 66V65H121ZM142 66V65H141ZM153 66V65H152ZM155 66H157L156 64H155ZM160 65H159V63H158V66L157 67H159ZM171 66V65H170ZM110 67V66H109ZM138 67V66H137ZM148 67V66H147ZM154 67V66H153ZM164 67V66H163ZM225 67V66H224ZM111 68V67H110ZM114 68H117V67H114ZM113 67H112V69H114ZM121 68V67H120ZM132 68V67H131ZM156 68V67H155ZM168 68L170 69V71L172 70L169 66H168ZM188 68H189V66H188ZM192 68V67H191ZM211 68V67H210ZM225 68H227V67H225ZM225 68H224V70H225ZM99 69V68H98ZM102 69V68H101ZM137 69V68H136ZM140 71H141V69H140V65H139V68H138ZM143 69V68H142ZM144 69L146 70V67H144ZM148 69H150V68H147V71H148ZM193 69V68H192ZM195 69V68H194ZM193 69V70H194ZM200 70H201V68H199ZM203 69V68H202ZM204 69H206V68H204ZM102 70H105V67H104V69H102ZM122 70V69H121ZM127 70H128V68H127ZM139 70H137V72H140ZM151 70H153V69H151ZM157 70H159V68L157 69ZM167 70V69H166ZM187 70V69H186ZM189 70H190V68H189ZM199 70V71H200ZM209 69H207V71H208ZM213 70V69H212ZM241 70V69H240ZM244 70V69H243ZM130 71V74L129 75H131V72H132V69L131 70H129ZM128 71V72H129ZM135 71L136 70H134V73H135ZM173 72H174V70H172ZM197 71V70H196ZM203 71V70H202ZM206 71V70H205ZM226 71H227V69L224 71L225 73H226ZM228 71H230L229 69H228ZM242 71V70H241ZM75 72V71H74ZM123 72V71H122ZM142 72V71H141ZM149 72V71H148ZM148 72H146L147 74H148ZM154 72H153V74H154ZM172 72V73H173ZM187 72H189L188 70H187ZM204 72V71H203ZM244 72V71H243ZM249 72V71H248ZM114 73V72H113ZM144 73V72H143ZM178 73V72H177ZM182 73V72H181ZM192 73V72H191ZM193 73H195V72H193ZM247 73V72H246ZM151 74L152 73H149V75L151 76ZM201 74V73H200ZM202 74H204V73H202ZM206 74H207V72H206ZM223 74V75H222ZM54 75V74H53ZM109 75V74H108ZM118 75H119V73H118ZM121 75V74H120ZM132 75H133V73H132ZM144 76H145V73L143 74ZM174 75H176V74H173V77H174ZM184 75V74H183ZM190 75V74H189ZM191 75H195V74H191ZM224 75H227L228 77L227 78H225L224 77ZM248 75V74H247ZM56 76V75H55ZM134 76V75H133ZM142 76V75H141ZM150 76H147V78H149ZM207 76V75H206ZM205 76V74H204V77H206ZM252 76V77H251ZM111 77V76H110ZM109 77V78H110ZM125 77V76H124ZM132 77V76H131ZM143 77V76H142ZM141 77V78H142ZM153 77V79L155 78L154 76H152ZM151 77V78H152ZM176 77V76H175ZM180 77V76H179ZM102 78V77H101ZM108 78V79H109ZM112 78V77H111ZM127 78V77H126ZM132 78H134L135 79V77H132ZM165 80H164V79ZM190 78V77H189ZM113 79V78H112ZM117 79H119V77H117ZM134 79H132V82H133V80ZM157 78H155L154 80H156ZM181 79V78H180ZM110 81H111V84H110V86H111V88H113V90L115 91V93H117V94H119V93H123L124 95H127V96H130V97H133V98H135L136 96H139V97H141L142 96V92H140V91H142V90H140V88L139 89H137V88H135L136 86H134V87H131V86H125V85H121V84H119V83H112V80L111 79H109ZM114 80V79H113ZM120 80V79H119ZM136 80H137V78H136ZM170 80V81H169ZM109 81V82H110ZM125 82H126V80H124ZM127 81H129L128 79H127ZM135 81V80H134ZM138 81V80H137ZM157 81H155V82H157ZM243 82H246V83H243ZM129 83V82H128ZM127 83V84H128ZM136 84V83H135ZM106 85V83L103 85V86H105ZM131 85V84H130ZM137 85V84H136ZM140 85V84H139ZM139 85H137V86H139ZM143 85V84H142ZM141 85V86H142ZM107 86V85H106ZM110 86H108V87H110ZM133 86V85H132ZM148 86V85H147ZM151 86V85H150ZM149 86V87H150ZM143 87V86H142ZM152 87V86H151ZM151 87L150 88H148V89H150V90H152L151 89ZM153 88V87H152ZM155 88V87H154ZM144 89H146V87L144 88ZM149 90V91H150ZM110 91V90H109ZM145 91V90H144ZM153 91V90H152ZM60 92H62V91H60ZM138 92H140V93H138ZM104 93V92H103ZM113 93V92H112ZM111 93V94H112ZM149 93V92H148ZM109 94H110V92H109ZM110 94V95H111ZM143 94H144V92H143ZM145 94H147L146 92H145ZM113 95H115L114 93H113ZM103 97V96H102ZM113 97V96H112ZM143 97H144V95H143ZM104 98V97H103ZM93 101H94V99H92ZM100 100V99H99ZM101 100H104V99H101ZM95 101H97V100H95ZM106 101L108 102V104H112V102L114 101H112V98H111V96H109V95H107V93H106ZM128 101V103H126V106L128 107L129 106V100H127ZM78 102V101H77ZM125 102V101H124ZM71 103V102H70ZM70 103H69V105H70ZM74 103V102H73ZM150 103V102H149ZM94 104V103H93ZM102 104V103H101ZM106 104V103H105ZM56 105V104H55ZM106 106V105H105ZM110 106V105H109ZM122 106V105H121ZM51 107V106H50ZM98 107H99V105H98ZM123 107V106H122ZM51 108H53V107H51ZM100 108V107H99ZM103 109V108H102ZM117 109V108H116ZM53 111H52V119H51V124H53V126H54V128L55 129H53L54 131H57V132H59V130H60V123H61V118H60V115H59V113L61 112V111H56L55 110V107L52 109ZM93 110H97V109H93ZM101 109H98V111L99 112H101L100 111ZM108 110H109V108H108ZM110 111V110H109ZM103 113H104V111H102ZM113 112V111H112ZM136 112V113H135ZM111 113V112H110ZM114 113V112H113ZM100 116H101V114H100ZM100 116H98V117H100ZM121 117V118H120ZM99 119V118H98ZM97 119V120H98ZM94 120H96V119H94ZM99 121H101V119L99 120ZM68 122V121H67ZM89 122V121H88ZM91 122V121H90ZM98 122V121H97ZM94 123V122H93ZM93 123L91 124L92 126H93ZM99 123V122H98ZM103 123V122H102ZM88 124V123H87ZM95 124V123H94ZM97 124V123H96ZM104 124V123H103ZM105 124H104V126H105ZM102 125V124H101ZM63 126V125H62ZM68 126V125H67ZM66 126V127H67ZM77 125H72V127H70L69 126V130H67L68 132V134L70 135V134H87V135H91L92 136V134H93V132L91 131L92 130V128L94 127L95 128V126H97V128H95L96 130L98 129L99 130V126L98 125H94L93 127L92 126H90V128H88V127H79V126H81V125H79V126H77ZM101 128H100V130L101 129H104V127H103V125L102 126H100ZM103 127V128H102ZM93 128V129H94ZM110 128H109V132L111 131L110 130ZM65 129H67V128H65ZM107 128H105L104 130H106ZM178 130V131H177ZM53 131V132H54ZM61 131V130H60ZM94 131V130H93ZM111 131V132H112ZM56 132V133H57ZM66 132V131H65ZM100 132V131H99ZM104 132V131H103ZM103 132H100V133H103ZM108 132V131H107ZM106 132V133H107ZM113 132V133H114ZM51 133H52V130H51ZM99 133V134H100ZM105 133V134H106ZM116 133H114V134H116ZM96 135H97V133H95ZM104 134V133H103ZM102 134V135H103ZM55 134H53V136H54ZM58 135H60V134H57V135H55L54 137H57ZM66 135V134H65ZM94 135V134H93ZM161 137V138H160ZM108 139H110V140H108ZM107 141H106V143H107ZM173 141L175 142L176 140H174L173 139ZM178 141V140H177ZM104 142H105V140H104ZM105 144V143H104ZM103 144V145H104ZM111 145V142L110 143H107V145ZM112 144H113V142H112ZM166 144V143H165ZM176 144V143H175ZM238 144V145H239ZM180 145H181V143H180ZM160 146H162V145H160ZM247 146V145H246ZM106 147L107 146H105V150H106ZM157 147V146H156ZM249 147H250V145H249ZM249 147L247 148V147H245V148H247V149H249ZM108 148H110V147H108ZM107 148V149H108ZM114 148V147H113ZM117 148V147H116ZM144 148V147H143ZM159 148V147H158ZM165 148V147H164ZM164 148H162L161 149V147H160V150L158 149V150H155L154 149V151L152 152V150H147L148 152H150L149 154H148V156L149 155H153L154 156V154L156 155V156H158V157H160V158H163V160L162 161H164L165 162V164L167 165L168 164V162L170 161V160H173V161H176L177 160V155L178 154H176V156L174 155V156H172V154H171V152H168L167 150H165ZM198 148H196V149H198ZM251 148V147H250ZM157 149V148H156ZM195 149V148H194ZM247 149H245L246 151H247ZM105 150H103V151H105ZM111 150H112V148H111ZM110 150V151H111ZM139 151H141V149L139 150ZM143 151H145V150H143ZM169 151H170V149H169ZM185 151V150H184ZM191 151H192V148H191ZM257 151V150H256ZM255 151V152H256ZM261 150H259V152H260ZM263 151V150H262ZM262 151H261V153H262ZM147 152V153H148ZM152 152V153H151ZM173 152V151H172ZM188 152V151H187ZM193 152V151H192ZM248 152H250V151H248ZM252 152H254V150L253 151H251V153ZM139 153V152H138ZM154 153V154H153ZM200 153H195V154H200ZM251 153H249L250 155H251ZM102 154V153H101ZM112 154V153H111ZM144 154V153H143ZM146 154V153H145ZM182 154V152L180 153V155ZM192 154H194V153H191V156H189L188 154L187 155H184V156H182V157H180V159L181 158H183V157H185L186 158V162H187V167H189L188 169L189 170H192L193 169V166H195V165H197L198 163H197V161H194L193 159L195 158L194 157V155H192ZM258 154V153H257ZM263 154H264V152H263ZM108 155V154H107ZM141 155V154H140ZM256 155V154H255ZM261 155V154H260ZM101 156H103V155H101ZM100 156V157H101ZM105 156V155H104ZM114 156V157H115ZM136 156V155H135ZM139 156V155H138ZM196 156V158H197V155H195ZM200 156V155H199ZM259 156V155H258ZM106 157H108V156H106ZM106 157L104 158V159H106ZM112 157V156H111ZM111 157L109 158L108 157V159H111ZM151 157V156H150ZM229 157V156H228ZM227 157V158H228ZM261 157H263L262 155H261ZM102 158V157H101ZM113 158V157H112ZM142 158V157H141ZM157 158V157H156ZM185 158H183V159H185ZM195 158V159H196ZM200 158V159H201ZM255 158V157H254ZM107 159V160H108ZM116 159V158H115ZM129 159V160H128ZM143 159H145L144 158V155H143V158H142V160ZM147 159V158H146ZM182 159V160H183ZM200 159H199V163H201V161H200ZM230 159V158H229ZM261 159V158H260ZM262 159H264V158H262ZM114 159H112L111 161H113ZM120 160V159H119ZM133 160V159H132ZM131 160V161H132ZM135 160H137V159H135ZM134 160V161H135ZM140 160V159H139ZM151 160V159H150ZM149 160V158H148V161H150ZM204 160H207V159H204ZM224 160H226V159H224ZM239 160V159H238ZM237 160V161H238ZM100 161V160H99ZM108 161H110V160H108ZM110 161V163H112ZM144 161V160H143ZM142 161V162H143ZM160 161V160H159ZM158 161V162H159ZM162 161H160V162H162ZM179 161V160H178ZM229 161V160H228ZM241 161V160H240ZM239 161V162H240ZM107 162V161H106ZM152 162H155V160L153 161L152 160ZM185 162V161H184ZM207 162V161H206ZM231 162V161H230ZM235 162V161H234ZM261 162V161H260ZM264 162V161H263ZM96 163V162H95ZM99 163V162H98ZM114 163V162H113ZM124 163V162H123ZM150 163V162H149ZM157 163V162H156ZM170 163V162H169ZM174 163V162H173ZM172 163V164H173ZM176 163V162H175ZM179 163H181V161H179ZM208 163V162H207ZM226 163V162H225ZM262 163V162H261ZM108 164V163H107ZM118 164V163H117ZM117 164H114V165H117ZM125 163H124V165H126ZM140 164V163H139ZM139 164H137V162H136V165H139ZM146 164V163H145ZM151 164L152 163H150L149 164V166H151ZM159 164V163H158ZM172 164H170V165H172ZM202 164V163H201ZM204 164H206L205 162L202 164V166L204 165ZM211 162H209V164H208V166L210 167L211 165ZM228 164H229V162H228ZM235 164H238V163H236L235 162ZM101 165H102V163H101ZM101 165H98V166H100V167H102ZM114 165H111L113 168H114V170H116V171H119V170H117V169H120V167L119 168H115V166ZM118 165H121V164H118ZM148 165V164H147ZM157 165V164H156ZM162 165V164H161ZM160 164L158 165L159 167L161 166ZM180 165V164H179ZM184 164L183 163H181V166H183ZM226 165H227V163H226ZM232 165V164H231ZM239 165H241V162H240V164ZM239 165L238 166H236V165H234V166H236V167H238L239 168ZM106 166V165H105ZM107 166H109L110 167V165H107ZM131 166V165H130ZM134 166H135V163H134ZM152 166H155L154 165V163H153V165ZM151 166V168H153ZM173 166H176V164L175 165H173ZM172 166V167H173ZM186 166V165H185ZM200 166V165H199ZM207 166V165H206ZM206 166H204L203 168H205ZM228 166L229 165H227V168H228ZM233 166V167H234ZM100 167H97V169L98 168H100ZM111 167V168H112ZM137 167V166H136ZM136 167H134V168H132V169H135ZM139 167V166H138ZM137 167V168H138ZM142 167V166H141ZM147 167V166H146ZM156 167V166H155ZM154 167V168H155ZM168 167V166H167ZM179 167V166H178ZM201 167V166H200ZM223 167H225V165L223 166ZM236 167H234L235 169H236ZM102 168H105L104 170H106V168L107 167H102ZM124 168V166H122V169ZM127 168H128V166H127ZM129 168H131V167H129ZM128 168V169H129ZM143 168V167H142ZM165 165H164V170H163V166H162V170H163V172L165 171ZM171 168V167H170ZM173 168H175V167H173ZM183 168V167H182ZM197 168V167H196ZM96 169V170H97ZM101 169V168H100ZM121 169V170H122ZM156 169V168H155ZM160 169V171H161V168H159ZM167 169V168H166ZM177 169V168H176ZM197 169H199V168H197ZM200 169H202V168H200ZM200 169H199V171H200ZM206 169V168H205ZM204 169V170H205ZM224 169H226V168H224ZM223 169V170H224ZM99 170V169H98ZM103 170V169H102ZM112 170V169H111ZM113 170V171H114ZM154 170V169H153ZM156 170H158V169H156ZM172 170H174V169H172ZM185 171H186V169H184ZM195 170V169H194ZM237 170H239V169H237ZM108 171V170H107ZM112 171V172H113ZM124 171V170H123ZM129 172H130V170H128ZM169 171V170H168ZM183 171V170H182ZM184 171V172H185ZM206 172H208L207 170H205ZM225 171H227V172H229L230 170H225ZM102 172H104V171H102ZM119 172H121L122 173V171H119ZM167 172V171H166ZM169 172H172L171 170L169 171ZM168 172V173H169ZM178 172V169H177V171H176V174H180L179 172ZM183 172V173H184ZM187 173H188V171H186ZM192 172V171H191ZM190 172V173H191ZM195 172V171H194ZM196 172H198V171H196ZM205 172V173H206ZM240 173V171H237V173ZM111 173V172H110ZM124 173H125V171H124ZM150 173H151V171H150ZM153 173V172H152ZM189 173V174H190ZM201 173V172H200ZM199 173V174H200ZM211 172H209V174H210ZM223 173H224V171H223ZM237 173H232V172H229V173H224V174H222L220 177H214L213 175H207V176H205V177H201V178H199L198 177V179L199 180H201V179H203L204 180V183L206 182V184L204 185V186H201L202 184H203V180L201 181V183H200V186L202 187V188H204L205 190H208V188L206 189V185L208 186H212V188H214L213 190H214V192H215V198L214 197H212L214 200V205L217 207V210H218V208H222V209H224L225 211H226V215L228 214V212L232 215V213H235L236 212V214L235 215H241L240 217H242V215H246L245 213V210L246 209H249V207H246V205H243L244 203H246V202H242V201H238V202H236L235 200L236 199H238L237 197H235V196H239V195H236V194H233V195H231V196H228V195H224L223 197H222V195H223V193H224V190H225V188H228V187H230L231 188V190H232V188L233 187H231V184L233 185V183L232 182H234L235 180L236 181H240V180H244V181H247V180H245V179H249L248 178V176H246L245 174H243V176L242 175H238ZM242 173V172H241ZM100 174V173H99ZM98 174V175H99ZM106 174V173H105ZM105 174H100V175H104V176H106ZM125 174H127V173H125ZM125 174H123V175H125ZM132 174V173H131ZM170 174V173H169ZM172 174V173H171ZM174 174H175V172H174ZM192 174V173H191ZM191 174H190V176H187L189 179L187 180V181H190V180H195L194 178H195V176H194V174H193V176H191ZM251 174V173H250ZM255 174V173H254ZM99 175V176H100ZM113 175V174H112ZM116 175H118V176H120L119 175V173H116ZM114 176V177H117V176ZM129 175V174H128ZM153 175V174H152ZM151 175V176H152ZM154 175H155V172H154ZM165 175H167L166 173H165ZM173 175V174H172ZM181 175V174H180ZM201 176H202V174H200ZM203 175H206V174H203ZM249 175V174H248ZM256 175V174H255ZM254 175V176H255ZM101 176V177H102ZM110 176H111V174H110ZM122 176V175H121ZM150 176V177H151ZM174 176V175H173ZM178 176V175H177ZM176 176V177H177ZM182 176V175H181ZM180 176V177H181ZM258 175H256V177H257ZM107 177V176H106ZM123 177V176H122ZM125 177V176H124ZM149 177V176H148ZM158 178H159V176H157ZM167 177V176H166ZM169 177V176H168ZM167 177V178H168ZM179 176L177 177V178H180ZM183 177V176H182ZM250 177V176H249ZM110 178H112V177H110ZM118 178V177H117ZM155 179H156V176L154 177ZM157 178V179H158ZM163 178V177H162ZM162 178H159V179H162ZM175 178V177H174ZM197 178V177H196ZM254 178V177H253ZM259 178V177H258ZM95 179V178H94ZM105 179V178H104ZM114 179V178H113ZM123 179V178H122ZM181 179H184V178H181ZM187 179V178H186ZM185 179V180H186ZM197 179V180H198ZM250 179H251V177H250ZM103 180V179H102ZM110 180V179H109ZM119 180V179H118ZM121 180V179H120ZM170 180V179H169ZM168 180V181H169ZM172 180V179H171ZM174 180V179H173ZM184 180V181H185ZM99 181H101V180H99ZM107 181V180H106ZM111 181V180H110ZM116 181V180H115ZM114 181V182H115ZM121 181H125V178L123 179V180H121ZM158 181V180H157ZM161 181H163V179L161 180ZM161 181H159V182H161ZM165 181H167V180H165ZM167 181V182H168ZM179 181V180H178ZM249 181V180H248ZM253 181V180H252ZM98 182V181H97ZM116 182H118V181H116ZM158 182V183H159ZM171 182V181H170ZM169 182V183H170ZM175 182H177V181H175ZM175 182H174V184H175ZM181 182V181H180ZM198 182V181H197ZM243 182V181H242ZM105 183V182H104ZM113 183V182H112ZM122 183V182H121ZM121 183H119V184H121ZM179 183V182H178ZM178 183H176V185L178 184ZM183 183V182H182ZM188 183V182H187ZM227 183H230L229 185H227ZM248 183V182H247ZM255 183H257V182H255ZM113 184H115V183H113ZM118 184V185H119ZM156 184H157V182H155V186H156ZM171 184V183H170ZM181 184V183H180ZM196 184V183H195ZM194 184V185H195ZM235 184V183H234ZM241 184V182L239 183V185ZM246 184V183H245ZM249 184V183H248ZM103 186H105V184H102ZM123 185V184H122ZM125 186H126V183L124 184ZM138 185V184H137ZM140 185V184H139ZM139 185H138V187H139ZM162 185V188L166 185V182H165V185L163 186V183L161 184ZM179 185V184H178ZM183 185V184H182ZM187 185H189V184H187ZM186 185V186H187ZM198 185H199V182H198ZM237 185V184H236ZM116 186H117V184H116ZM115 186V187H116ZM121 186V185H120ZM128 186V185H127ZM157 186H159L158 184H157ZM189 186H191V185H189ZM189 186H187L188 188H189ZM192 186H193V184H192ZM195 186H197V185H195ZM199 186V187H200ZM226 186H228V187H226ZM233 186H235V185H233ZM243 186H245V185H243ZM256 186V185H255ZM262 186V185H261ZM95 187V186H94ZM108 187V186H107ZM112 187V186H111ZM118 187V186H117ZM116 187V188H117ZM123 187V186H122ZM122 187H120V188H122ZM131 188H132V186H130ZM136 187V190H137V186H135ZM160 187V186H159ZM173 187H175V188H177L176 186H173ZM182 187V186H181ZM248 187H249V185H248ZM257 188H258V186H256ZM264 187V186H263ZM119 188V187H118ZM161 188V187H160ZM174 188V189H175ZM182 188H184V187H182ZM194 188V187H193ZM192 188V189H193ZM211 188V187H210ZM259 188H260V186H259ZM258 188V189H259ZM95 189V188H94ZM98 189V188H97ZM139 189V188H138ZM144 189V188H143ZM157 189V188H156ZM171 189H172V187H171ZM179 189V188H178ZM190 189V188H189ZM189 189H187L188 191H189ZM191 189V190H192ZM257 189V190H258ZM99 190H101V189H99ZM113 190V189H112ZM134 190H135V188H134ZM145 190V189H144ZM143 190V191H144ZM165 190V189H164ZM163 190V191H164ZM169 190V189H168ZM177 190V189H176ZM184 190H186V189H184ZM187 190H186V192H187ZM193 190H195V189H193ZM197 190V189H196ZM203 190V189H202ZM256 189L254 188L253 189V187H249V188H247L246 190H245V192H246V194L247 193H252V194H254L253 192H256L255 191ZM98 191V190H97ZM102 191V190H101ZM104 191V190H103ZM124 191V190H123ZM128 191V189L126 190V192ZM139 191V190H138ZM142 191V189H140V192ZM156 191H158V190H156ZM172 190H170V192H171ZM181 191V190H180ZM179 190L177 191V192H180ZM197 191H199V190H197ZM209 192H210V190H208ZM238 191H239V189H238ZM259 191V190H258ZM264 191V190H263ZM94 192H95V190H94ZM114 192V191H113ZM118 192H122L121 190L120 191H118ZM130 192H133V193H135L133 190L131 191H129V196H131L130 195ZM158 192H160L161 194H163V192H161V190L160 191H158ZM165 192V191H164ZM166 192H167V190H166ZM169 192V193H170ZM176 192V194H174V195H177V194H179V193H177ZM189 192H191V191H189ZM194 192V191H193ZM205 192V191H204ZM213 191H211V193H212ZM226 192H229V188H228V191H226ZM260 192V191H259ZM20 193V192H19ZM99 193V192H98ZM137 193V192H136ZM141 193H143V192H141ZM156 193V192H155ZM154 193V194H155ZM169 193H167V194H169ZM174 193H175V191H174ZM192 193V192H191ZM198 192H196V194H197ZM202 193H203V191H202ZM231 193V192H230ZM244 193V192H243ZM262 193H264V192H262ZM119 194V193H118ZM124 194H125V191H124ZM140 194V193H139ZM147 194H150V193H147ZM153 194V193H152ZM151 194V195H152ZM165 194V193H164ZM171 195H172V193H170ZM199 194V193H198ZM205 194V193H204ZM225 194V193H224ZM229 194V193H228ZM239 194V193H238ZM245 194V193H244ZM257 194H258V192H257ZM95 195H97V194H95ZM94 195V196H95ZM102 195H104L103 193H102ZM100 196L101 198L103 197V196ZM111 195V194H110ZM109 195V196H110ZM133 195H135V194H133ZM138 195V194H137ZM158 195V194H157ZM194 195V194H193ZM192 195V196H193ZM203 195V194H202ZM206 195V194H205ZM213 195V194H212ZM235 195V196H234ZM242 195V194H241ZM256 195V194H255ZM255 195H253V196H255ZM260 195V194H259ZM264 194H261L260 196H263ZM92 196H93V194H92ZM114 196H117V195H114ZM113 196V197H114ZM147 196H150V195H147ZM159 196L160 197H162L161 199H163V196H161L160 194H159ZM165 196V195H164ZM168 196V195H167ZM204 196V195H203ZM203 196H200V197H203ZM244 196V195H243ZM248 196V195H247ZM258 196V195H257ZM260 196H258V198L256 197V200H259V201H261V200H263L262 198H259ZM100 197H98V198H100ZM107 197V196H106ZM120 198H121V196H119ZM123 197H125V196H123ZM151 197V196H150ZM153 197V196H152ZM155 197H156V195H155ZM154 197V198H155ZM178 197H180V196H178ZM197 197V196H196ZM199 197V198H200ZM205 197V196H204ZM203 197V198H204ZM252 197V196H251ZM101 198H100V201L99 202H102L103 203V201H105V199L103 200L102 199V201H101ZM108 198V197H107ZM106 198V201L108 200ZM110 198V197H109ZM112 198V197H111ZM168 198V197H167ZM166 198V199H167ZM248 198V197H247ZM255 198V197H254ZM91 199H93V198H91ZM114 199V198H113ZM123 199V198H122ZM151 200H152V198H150ZM198 199V198H197ZM207 199V198H206ZM223 199H226V200H224V201H222ZM246 199V197H244V200ZM97 200H99V199H97ZM111 201H114V200H112V199H110ZM120 200V199H119ZM119 200H117V201H119ZM125 200V199H124ZM158 200H159V198H158ZM174 200H175V198H174ZM176 200H178V199H176ZM203 199H201V201H202ZM208 200V199H207ZM243 200V201H244ZM251 200V199H250ZM255 200V199H254ZM109 201V200H108ZM107 201V202H108ZM116 201V200H115ZM114 201V203L116 204L117 202H115ZM128 201V200H127ZM153 201V200H152ZM152 201H150V204L149 205H151V202ZM181 201V200H180ZM199 201V200H198ZM264 201V200H263ZM92 202H93V200H92ZM94 202H95V200H94ZM93 202V203H94ZM98 202V201H97ZM107 202H106V204H107ZM160 202H162V201H160ZM169 202V201H168ZM177 204H178V202L177 201H175ZM174 202V205H176V203ZM205 202V201H204ZM203 202V203H204ZM252 202H253V199H252ZM102 203H100V204H102ZM105 203V202H104ZM103 203V205H105ZM109 203L110 202H108V205H109ZM119 203H120V201H119ZM123 203H125V201L123 202ZM122 202H121V205L123 204ZM157 203H158V201L157 200H154V202H152V206L150 207V208H154L155 206L153 205V204H156L157 205ZM165 203V202H164ZM163 203V204H164ZM199 203H202V202H199ZM207 203V202H206ZM206 203H204V204H206ZM210 203V202H209ZM243 203V204H242ZM259 203V202H258ZM257 203V204H258ZM262 203V202H261ZM264 203V202H263ZM89 204V203H88ZM95 204V203H94ZM100 204H98V206H101ZM113 203L111 202L110 203V205L111 206H113L112 205ZM126 204H127V202H126ZM125 204V205H126ZM148 204V203H147ZM160 204V206H161V203H159ZM169 204V203H168ZM167 204V205H168ZM181 204V203H180ZM208 204V203H207ZM212 204V203H211ZM252 204V203H251ZM254 204V203H253ZM252 204V205H253ZM255 204H256V202H255ZM93 205V204H92ZM102 205V207L101 208H103L104 210H106V206L104 207ZM213 205V206H214ZM115 206V205H114ZM114 206H113V209H114ZM164 207H165V205H163ZM176 206H180L179 204L178 205H176ZM201 206V205H200ZM200 206H198L199 207V209H200ZM204 206V205H203ZM126 207H127V205H126ZM125 207V209H124V211L126 210L127 211V213H128V207L126 208ZM147 207V206H146ZM180 207H182V206H180ZM205 207V206H204ZM204 207H202L203 209H204ZM253 207V206H252ZM100 207H99V210L101 209ZM121 208V207H120ZM122 208H123V205H122ZM156 208V207H155ZM173 208V207H172ZM179 208V207H178ZM208 208V207H207ZM207 208H205V209H207ZM209 208H211L210 207V205H209ZM256 208V207H255ZM112 209V208H111ZM115 209H116V207H115ZM118 210H120L119 212H121L122 213V211L121 210H123V209H119V204H118V208H117ZM117 209H116V211H117ZM147 209H149V208H147ZM159 209V208H158ZM157 208L155 209L156 211L158 210ZM160 209H161V207H160ZM164 209V208H163ZM174 209H177V207L176 208H173V211H174ZM86 210H88L87 208H86ZM85 210V211H86ZM93 212H91V213H94V210L93 209H91ZM90 210V211H91ZM108 210H110V208L108 209ZM144 210H145V208H144ZM155 210H149V211H144V213L146 212H151V211H154V212H156ZM179 210H180V208H179ZM202 210V209H201ZM221 210V209H220ZM257 211H258V209H256ZM89 211V210H88ZM89 211V212H90ZM101 211H102V209H101ZM113 211H115V210H113ZM114 212V214H117V217H120L118 214V211L117 212ZM140 211V210H139ZM160 211V210H159ZM181 211V210H180ZM214 211H215V209H214ZM219 211V210H218ZM221 211H223V210H221ZM96 212H98V213H100L99 211H98V209H97V211ZM95 212V213H96ZM104 212V211H103ZM106 212H109V211H106ZM142 213H143V209H142V211H141ZM140 212V214L141 215H143L142 213ZM175 212V211H174ZM203 213H205V211H202ZM213 212V211H212ZM249 212V211H248ZM111 213V212H110ZM120 213V214H121ZM138 214H139V212H137ZM152 213V212H151ZM207 213V212H206ZM211 213V212H210ZM209 213V214H210ZM225 213V212H224ZM258 214L256 215V217H261L260 219H262V218H264V205L262 204V206L261 207H259V211L257 212ZM113 214V213H112ZM113 214V215H114ZM129 214V213H128ZM128 214H127V216H128ZM132 214V213H131ZM131 214H130V216H131ZM153 214V213H152ZM248 214V213H247ZM250 214V213H249ZM85 215V214H84ZM87 215H89V214H87ZM108 215V214H107ZM122 216H124L123 215V213L121 214ZM141 215H139L140 217L138 218H136V219H141L142 217H141ZM147 215H150V214H148L147 213ZM212 215H214L213 216V218L215 217V218H217V216H215L216 214H213V213H211V216ZM251 215V214H250ZM250 215H248L249 217H250ZM110 217L112 216V215H109ZM116 216V215H115ZM126 216V217H127ZM247 216V215H246ZM245 216V217H246ZM247 216V217H248ZM132 217V216H131ZM218 217H220V213H219V216ZM228 217V216H227ZM232 216H230V218H231ZM239 217V218H240ZM90 218H91V216L89 217V220H90ZM116 218V217H115ZM121 218V217H120ZM213 218H211V220H208V221H210V223L209 224H213V222L215 221L216 222V219L215 220H213ZM239 218H238V220H239ZM251 218V217H250ZM255 218V217H254ZM112 219V218H111ZM124 219V218H123ZM133 219V218H132ZM135 219V220H136ZM227 219H229V218H226V221L225 222H228L227 221ZM88 220V219H87ZM121 220H122V218H121ZM128 220H130L129 218H128ZM145 220V219H144ZM143 220V218L140 220L141 222L142 221H144ZM165 220V219H164ZM213 220V222H211ZM219 220H220V218H219ZM238 220H237V218H236V221L238 222ZM244 220H246V219H244ZM263 220V219H262ZM117 221H118V219H117ZM133 221H134V219H133ZM132 220H131V222L130 223H132L133 222ZM167 220H165V223H167L166 222ZM258 221V220H257ZM112 222V221H111ZM119 222H121L122 223V221H119ZM127 223H128V221H126ZM136 222H137V220H136ZM146 222V220L144 221V223ZM161 222V221H160ZM198 222V221H197ZM204 222V221H203ZM221 222H223V221H221ZM233 222H234V220H233ZM239 222H241V221H239ZM245 222V221H244ZM260 222V221H259ZM114 223H116V222H114ZM118 223V222H117ZM126 223V224H127ZM130 223H129V225H130ZM147 224H148V221L146 222ZM162 223V222H161ZM171 223H174V222H171ZM170 223V224H171ZM176 223V222H175ZM205 223V222H204ZM203 223V224H204ZM224 223V222H223ZM242 223H243V221H242ZM258 223V222H257ZM261 223V222H260ZM113 224V223H112ZM136 224V223H135ZM150 224V223H149ZM149 224L147 225L148 227H150L149 226ZM207 224V222L205 223V225ZM208 224V225H209ZM225 224V223H224ZM239 224V223H238ZM244 224V223H243ZM247 224V223H246ZM117 225H120V224H117ZM132 225H133V223H132ZM160 225V224H159ZM166 225V224H165ZM168 225H169V223H168ZM195 225V224H194ZM201 225V224H200ZM208 225H206L207 227H208ZM248 225V224H247ZM251 225V224H250ZM127 226H128V224H127ZM144 226V225H143ZM158 226V225H157ZM156 226V227H157ZM161 226H162V224H161ZM161 226H159L160 228H161ZM167 226V225H166ZM176 226V225H175ZM191 227H192V225H190ZM203 226V225H202ZM210 226V225H209ZM229 226V225H228ZM231 226H232V224H231ZM261 226V225H260ZM113 227V226H112ZM116 227V226H115ZM131 227V226H130ZM146 228V230H143V231H145V235H144V239L148 236V235H146L147 233V229H150V228ZM153 227V226H152ZM168 227H170V226H168ZM167 227V228H168ZM189 227V226H188ZM201 227V226H200ZM199 227V228H200ZM119 228H121V227H119ZM131 228H133V227H131ZM135 228V227H134ZM137 228V227H136ZM138 228H139V226H138ZM145 228V227H144ZM159 228V229H160ZM172 228V227H171ZM170 228V230H172V229H174V227L171 229ZM202 228H206L205 226L204 227H202ZM209 228V227H208ZM207 228V229H208ZM263 228V227H262ZM117 229V228H116ZM142 229V228H141ZM152 229V228H151ZM165 229V228H164ZM169 229V228H168ZM190 229H192V228H190ZM257 229V228H256ZM264 229V228H263ZM130 230V229H129ZM135 231H138V229L136 230V229H134ZM209 230V229H208ZM251 230V229H250ZM249 230V231H250ZM254 230V229H253ZM258 231L260 230V229H257ZM122 230H120V232H121ZM126 231V230H125ZM131 231V230H130ZM152 231H153V229H152ZM188 231V230H187ZM196 231V230H195ZM198 231V230H197ZM261 231V230H260ZM119 232V233H120ZM127 232V231H126ZM161 232V231H160ZM159 232V233H160ZM167 231L165 230L164 231V233H166ZM172 232V231H171ZM175 232H177L178 233V231H176L175 230ZM190 232V231H189ZM192 232H194V230L192 231ZM209 232V231H208ZM206 230H205V233H207V234H209ZM248 232V231H247ZM246 232V233H247ZM251 232V231H250ZM137 233V232H136ZM143 234H144V232H142ZM156 233H157V230H156ZM156 233H154L153 232V234H156ZM163 233V234H164ZM196 233V232H195ZM194 233V234H195ZM252 233V232H251ZM255 233V232H254ZM118 234V233H117ZM116 234V235H117ZM158 234V233H157ZM172 234H174V232H172ZM192 234V233H191ZM199 234H201V233H199ZM198 233H197V236L199 235ZM203 234V233H202ZM207 234H206V236H207ZM258 234V233H257ZM256 234V235H257ZM142 235V234H141ZM140 235V236H141ZM167 235V234H166ZM169 235V234H168ZM196 235V234H195ZM247 235V234H246ZM255 235V234H254ZM259 235V234H258ZM146 236V237H145ZM162 236H164V237H162L161 238V240L163 239V238H165V234L164 235H162ZM210 236V235H209ZM208 236V237H209ZM264 236V235H263ZM142 237V236H141ZM158 237H161L160 235H158ZM171 237L173 238L174 237V235H172V236H170V239H168L167 241H172L171 240ZM196 237V236H195ZM203 237V236H202ZM260 237V236H259ZM166 238H167V236H166ZM165 238V239H166ZM242 238H244V237H242ZM246 239L248 238V237H245ZM198 239V238H197ZM202 239V238H201ZM210 239H211V237L209 238V240H207V241H210ZM256 239V238H255ZM199 240H200V238H199ZM204 240V239H203ZM205 241H206V239H205ZM205 241H203V242H205ZM246 241H248V240H246ZM251 241V240H250ZM99 242V241H98ZM163 242H164V240H163ZM173 242V241H172ZM171 242V243H172ZM200 242H202V240L200 241ZM252 242V241H251ZM251 242H248V243H251ZM165 243V242H164ZM211 243V242H210ZM100 244H101V242H100ZM103 244V243H102ZM168 244V243H167ZM199 244H201V243H199ZM204 244V243H203ZM252 244V243H251ZM106 245H108V244H106ZM113 245V244H112ZM202 245V244H201ZM206 245H207V243H206ZM256 245H257V243H256ZM104 246V245H103ZM99 247V246H98ZM104 247H106V246H104ZM112 247V246H111ZM174 247V246H173ZM203 247H205L204 245H203ZM207 248H208V246H206ZM205 247V248H206ZM73 248V247H72ZM139 249H141L140 247H138ZM206 248V249H207ZM256 248V250H257V246L255 247ZM254 248V249H255ZM143 249V248H142ZM173 250H174V248H172ZM261 249H264V248H261ZM65 250V249H64ZM67 250V249H66ZM76 250V249H75ZM96 250V249H95ZM94 250V251H95ZM146 250V249H145ZM178 250V249H177ZM260 250V249H259ZM70 251H71V248H70ZM96 251H98V248H97V250ZM99 251H102V250H99ZM105 251V250H104ZM107 251V250H106ZM105 251V252H106ZM148 251V250H147ZM146 251V252H147ZM171 251V250H170ZM175 251V250H174ZM205 251H207V250H205ZM244 251V250H243ZM243 251H241V252H243ZM258 251V250H257ZM264 251V250H263ZM75 252H77V251H75ZM144 252V251H143ZM152 252V251H151ZM173 252V251H172ZM180 252V251H179ZM241 252L239 253L240 255H241ZM248 252V251H247ZM246 252V253H247ZM92 253V252H91ZM90 253V254H91ZM102 253V252H101ZM140 253H141V251H140ZM145 253V252H144ZM143 253V254H144ZM181 253V252H180ZM244 253H245V251H244ZM250 253H252V252H250ZM83 254V253H82ZM81 254V255H82ZM99 254V253H98ZM104 254V253H103ZM148 255H149V253H147ZM151 254V253H150ZM175 254V253H174ZM182 254V253H181ZM181 254H179L178 253V255H181ZM247 254H249V252L247 253ZM261 254V253H260ZM76 256H77V254H75ZM140 255V254H139ZM152 256H154V255H156L155 253L154 254H151ZM150 255V256H151ZM178 255H175L176 257L178 256ZM244 255V254H243ZM254 255H255V253H254ZM69 256V255H68ZM84 256V255H83ZM102 257H104L103 255H101ZM107 256V255H106ZM144 256V255H143ZM183 256V255H182ZM258 256V255H257ZM80 257V256H79ZM109 257V256H108ZM141 257V256H140ZM145 257V256H144ZM174 257V256H173ZM181 256H179L178 258H180ZM245 257H248V256H246L245 255ZM251 257V256H250ZM254 257V256H253ZM69 258H71V256L69 257ZM78 258V257H77ZM87 258H88V256H87ZM106 258V257H105ZM156 258V257H155ZM182 258V257H181ZM183 258H185V257H183ZM255 258V257H254ZM259 258H261L260 257V255H259ZM86 259V258H85ZM93 259V258H92ZM104 259V258H103ZM107 259V258H106ZM145 259V258H144ZM148 259V258H147ZM153 259V258H152ZM152 259H150V260H152ZM158 259V258H157ZM230 259H232L231 257H230ZM233 259H235V258H233ZM237 259V258H236ZM247 259L248 258H246V260H245V262L247 261ZM79 260H81V259H79ZM79 260H76V263H71V264H82V263H80V262H77V261H79ZM94 260H96V259H94ZM160 260V259H159ZM158 260V261H159ZM255 260V259H254ZM253 259H252V261H254ZM73 261V260H72ZM72 261H68V262H72ZM84 261V260H83ZM112 261H113V259H112ZM111 261V262H112ZM161 261V260H160ZM185 261H187V260H185ZM234 261H236L235 263H237L238 262V260H234ZM240 261H242V260H240ZM257 261V260H256ZM256 261H254V262H256ZM260 261V260H259ZM91 262H93V261H91ZM97 262V261H96ZM107 262V261H106ZM151 262V261H150ZM254 262H253V264H254ZM264 262V261H263ZM95 263V262H94ZM103 263H105V262H103ZM156 263H157V260H156ZM155 263V264H156ZM161 264H162V261L160 262ZM229 263H233V262H229ZM235 263H233V264H235ZM257 263V262H256ZM262 263V262H261ZM102 264V263H101ZM117 264V263H116ZM150 264V263H149ZM258 264V263H257ZM264 264V263H263Z\"/></svg>",
  "mask_w": 264,
  "mask_h": 264
},
{
  "label": "built area",
  "instance_id": "obj_3",
  "mask_svg": "<svg viewBox=\"0 0 264 264\" xmlns=\"http://www.w3.org/2000/svg\"><path fill=\"white\" fill-rule=\"evenodd\" d=\"M29 31L33 36H41L45 48L52 51L55 46L54 36L57 35V27L54 21L44 14H33L28 20ZM68 123L71 125H81L89 121L88 113L81 108H74L73 102L70 103L67 113ZM68 149L79 150L86 160H90L93 155L92 147L85 134H70L68 137Z\"/></svg>",
  "mask_w": 264,
  "mask_h": 264
},
{
  "label": "crops",
  "instance_id": "obj_4",
  "mask_svg": "<svg viewBox=\"0 0 264 264\" xmlns=\"http://www.w3.org/2000/svg\"><path fill=\"white\" fill-rule=\"evenodd\" d=\"M71 179L70 186L72 189L77 191H84L90 188L89 176V163L88 160L83 158L81 152L76 149L69 151ZM38 198H32L29 200L28 213L29 217L33 221L43 222L47 216L44 209L39 210L35 205Z\"/></svg>",
  "mask_w": 264,
  "mask_h": 264
}]
</instances>
